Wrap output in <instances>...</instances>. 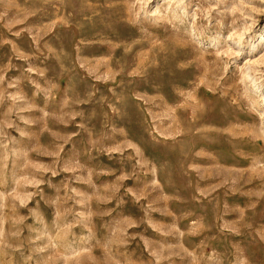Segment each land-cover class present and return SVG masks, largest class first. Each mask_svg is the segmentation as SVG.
I'll list each match as a JSON object with an SVG mask.
<instances>
[{"label":"rangeland","instance_id":"1","mask_svg":"<svg viewBox=\"0 0 264 264\" xmlns=\"http://www.w3.org/2000/svg\"><path fill=\"white\" fill-rule=\"evenodd\" d=\"M0 264H264V0H0Z\"/></svg>","mask_w":264,"mask_h":264}]
</instances>
